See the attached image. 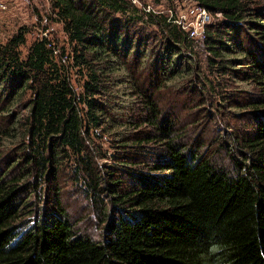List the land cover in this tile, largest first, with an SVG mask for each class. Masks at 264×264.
<instances>
[{
    "label": "trees",
    "instance_id": "16d2710c",
    "mask_svg": "<svg viewBox=\"0 0 264 264\" xmlns=\"http://www.w3.org/2000/svg\"><path fill=\"white\" fill-rule=\"evenodd\" d=\"M49 1L86 80L76 92L44 36L23 56L25 29L0 42V145L17 147L6 168L0 159V264H264V0H191L221 16L203 28L211 66L251 89L223 100L247 119L230 141L215 127L209 138L204 115L179 117L213 87L191 76L194 41L174 17L131 0ZM135 24L154 25L159 38ZM118 82L142 112L124 114L110 91ZM171 86L185 90L179 107L160 100ZM100 141L114 148L111 164L99 162ZM64 169L81 180L97 237L61 207Z\"/></svg>",
    "mask_w": 264,
    "mask_h": 264
},
{
    "label": "rangeland",
    "instance_id": "374dc122",
    "mask_svg": "<svg viewBox=\"0 0 264 264\" xmlns=\"http://www.w3.org/2000/svg\"><path fill=\"white\" fill-rule=\"evenodd\" d=\"M133 3L137 8V11L139 10L143 12L144 10H149L153 15H161L166 18V20H171L174 16L179 18L181 22L191 20L192 18V15L187 10L189 3L184 2V0H133ZM263 4L264 1L260 2V5L263 6ZM208 15L209 22L216 21L221 17L219 14L208 13ZM134 27V29L142 35L146 34L150 38H159L156 28L152 24H135ZM18 28L27 31L24 36V43L19 47L21 56L25 54V50L32 40L39 38L40 36L46 37L55 47V57L58 63L67 68L71 84L75 91L81 92V85L83 81L86 80L85 67H82L81 64L78 63V59L74 60L72 45L66 39V36L61 29V24L55 19L50 1L0 0V42H4L8 37L14 34ZM191 38H193L194 41L193 50L196 52L194 59L197 62L191 76H193L194 81L197 80V82L203 86H206L207 83L211 81L210 86H212L213 89H210L208 92V100L204 97L205 102L202 105H196L197 103H193L189 105V108L186 106H184V108L179 107L183 101V94L185 93L184 88H182L183 86L178 90L169 89L175 86L168 88L162 87L163 91H161L160 100L164 101L165 104L170 102L174 107H179L177 108V111L180 112L179 117L185 119L184 121L189 120V122L192 123L195 121L196 117L204 115L203 122L198 125L200 126V129H205L208 137L211 138V136L216 135L214 130L215 127L218 131L225 133L226 141L227 139L230 141L233 138L231 137L233 132L232 127L241 125L243 120L246 122L247 119L239 116L237 110L229 107L228 104L233 105L234 103L230 101L224 103L223 100L228 99L226 96L233 98L247 96L250 94L249 92H251V89L243 85L242 82H237L229 78L227 74L224 75L223 72H220V74L216 71L215 67H212L211 62L208 60V53L204 51V48L201 46V38L195 36ZM139 71H143L148 75L147 69L143 70L139 68ZM117 75L116 72L111 73L109 79L111 78L113 81L120 79L122 81L121 77ZM132 76L137 79L144 77H139L137 72H134ZM110 91L115 94L114 100L121 101L125 104L126 107L123 109L124 114H126L127 111H131L133 115H135L136 112H142L140 111V99L134 94H127L128 89L125 88V85L122 84V82L121 84H119V82L116 83L110 88ZM20 112L22 113L21 110ZM0 115H3V113ZM3 116L2 118L0 117V121H2ZM199 134L200 133H198V135ZM100 142V146L105 152V157L99 162H107L111 164L112 159L109 153L112 152L114 148L111 147V143L108 145L104 141ZM15 151H17L15 145H0V159L4 161V163H2L3 168H6L5 162L11 163L13 159L16 158V155L14 154ZM214 153L217 156V158H215L216 160H225L222 147L218 148ZM226 163L230 164V160H226ZM28 180L30 181L32 179L29 178ZM59 181L60 185L58 192L60 195L61 207L73 221H76V227L79 229L84 227L90 235L97 237L99 232L97 224L95 223L90 208L87 205L85 195L82 193L79 185L75 183L77 181L81 182V180L73 178V176L64 169L59 173ZM45 195L47 200L51 199L50 191L46 192ZM30 199L35 200V197H30ZM37 205L40 206V208L44 207L46 212L53 210V205L49 201H44L43 204L39 201ZM30 218H32V215L22 214L19 220H30ZM88 218H91V220L88 221Z\"/></svg>",
    "mask_w": 264,
    "mask_h": 264
},
{
    "label": "built area",
    "instance_id": "2783aa9c",
    "mask_svg": "<svg viewBox=\"0 0 264 264\" xmlns=\"http://www.w3.org/2000/svg\"><path fill=\"white\" fill-rule=\"evenodd\" d=\"M131 2L133 3V0H131ZM184 2L189 3V5L187 6V10L192 15L191 20H185L184 22H181L179 18H176V16H174V19L172 21L187 33L188 38L194 36L202 38L203 28L205 24L209 22L208 12L191 0H184ZM145 12H149V10Z\"/></svg>",
    "mask_w": 264,
    "mask_h": 264
}]
</instances>
